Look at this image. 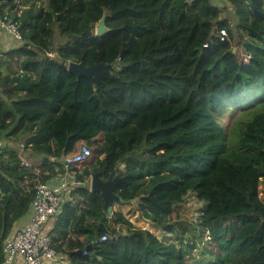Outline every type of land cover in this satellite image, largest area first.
<instances>
[{
	"label": "trees",
	"instance_id": "1",
	"mask_svg": "<svg viewBox=\"0 0 264 264\" xmlns=\"http://www.w3.org/2000/svg\"><path fill=\"white\" fill-rule=\"evenodd\" d=\"M21 1L20 14L17 0L1 3L22 38L0 52V264L37 185L66 171L61 159L82 145L91 154L70 166L77 176L120 175V204L132 200L128 212L169 238L108 212L85 183L49 225L71 264H264V0ZM223 8L238 19L237 43L247 42L241 66L217 35L226 27L233 37ZM102 17L107 31L97 34ZM70 62L112 69L94 82L99 121L81 102L65 104V85L49 76L76 75ZM236 112L227 128L225 113ZM189 193L205 202L197 218L179 209Z\"/></svg>",
	"mask_w": 264,
	"mask_h": 264
},
{
	"label": "built area",
	"instance_id": "2",
	"mask_svg": "<svg viewBox=\"0 0 264 264\" xmlns=\"http://www.w3.org/2000/svg\"><path fill=\"white\" fill-rule=\"evenodd\" d=\"M2 1L0 0V32L12 34L17 39L22 38L21 28L15 17L10 14L8 7L1 10ZM216 31L221 40L231 41L230 32L226 27L216 28ZM207 45L208 43L205 44ZM235 53L239 66L251 58L245 48L236 50ZM4 146L5 140L0 139V153ZM90 154V147L82 145L79 151L70 153L61 159L68 168L66 171L59 172L48 181L37 185L27 224L21 228L16 227L15 231L7 237L3 248L4 259L1 264H71V261L61 255L54 246L49 225L53 222V218L55 219L61 213L64 202L70 198V192L89 183L87 182L89 179L87 181L80 179L77 171L71 169L70 166L82 162ZM25 162L29 164L26 159ZM107 237L106 234L102 235L100 241L106 240Z\"/></svg>",
	"mask_w": 264,
	"mask_h": 264
},
{
	"label": "rangeland",
	"instance_id": "3",
	"mask_svg": "<svg viewBox=\"0 0 264 264\" xmlns=\"http://www.w3.org/2000/svg\"><path fill=\"white\" fill-rule=\"evenodd\" d=\"M48 0H39L37 2V7L41 8H46L47 7ZM29 7V5H25L21 0H17V8L16 12L19 14L24 10L25 8ZM224 9V8H223ZM223 13L225 16L228 17L229 20V26L232 30L233 37H231V41L233 43V47L236 50H243L244 46L241 44H238L237 41L241 36V32L238 31L235 27V23H237L238 19L237 17L229 10V9H224ZM57 39H60V34H57ZM231 36V35H230ZM245 38V37H242ZM237 43V44H236ZM7 47L2 48V50H6ZM1 52V49H0ZM52 54V53H50ZM15 69H18V65L15 64ZM111 67H108V71H111ZM7 70L4 68V73H6ZM4 76V74H3ZM12 77V74L9 75ZM49 76L51 80L58 86H63L65 85V91L63 92V98H64V103L65 104H77V103H82L83 108L88 110L91 115L94 117L96 121H99V110H98V98H97V93H96V88L94 82H97L96 79L91 76V77H86L82 78V76H77V75H70L68 73H63V72H58V70H52L49 73ZM60 76H62L60 79ZM6 88L3 84L0 85V94L3 95L5 98H8V94L5 93ZM11 99V97H10ZM238 115V113H225V117L222 119L224 124L226 125L227 128H230L232 126V121L233 119ZM23 144H21L22 147ZM33 153V152H32ZM26 157V155H23ZM92 176L89 178L88 182L91 187V182L90 179ZM133 201L129 202V204H114V210H122L126 216L134 223L137 227H142L149 229L150 231L154 232L155 234L158 235L162 240L168 239L169 235L164 233L163 231L159 230L156 228L152 221L149 218H146L143 216V214L139 213H132L128 212L130 207L133 205ZM204 201L199 200L198 197L195 195V193H189L183 204L179 206V209L182 210L189 218H197L202 211V208L204 206ZM123 227V226H121ZM125 230V233H127L126 228L123 227ZM64 264V263H60Z\"/></svg>",
	"mask_w": 264,
	"mask_h": 264
},
{
	"label": "water",
	"instance_id": "4",
	"mask_svg": "<svg viewBox=\"0 0 264 264\" xmlns=\"http://www.w3.org/2000/svg\"><path fill=\"white\" fill-rule=\"evenodd\" d=\"M224 17L225 14L223 13L222 19ZM106 31H107V27L105 26V17H102L97 25L96 32L97 34H103ZM246 44L247 42L243 44L244 48H246ZM233 51L235 52L236 49H233ZM108 67L110 66L103 64H93V65L85 66L82 63L70 62L68 69L77 76H82V75L86 77L93 76L96 79V81H98L102 73L108 72ZM32 158L35 161L49 160V157H46L42 153L37 151L32 153ZM120 179L121 176L117 175L114 178L105 180L102 177V171H97L92 175L90 190L92 192H100L102 194L105 200L104 202L105 210H107L108 212H112L114 210L115 203L120 204L122 202V198L115 191ZM131 201L132 200H127L128 203ZM119 230L122 231L123 233L125 232L123 227H119ZM91 246L92 244H89L87 246V249L90 248Z\"/></svg>",
	"mask_w": 264,
	"mask_h": 264
},
{
	"label": "crops",
	"instance_id": "5",
	"mask_svg": "<svg viewBox=\"0 0 264 264\" xmlns=\"http://www.w3.org/2000/svg\"><path fill=\"white\" fill-rule=\"evenodd\" d=\"M12 36L13 35H10V34H8L6 32H0V49L5 48V47L8 48V46H10V45L11 46H15V44H13L15 42L12 41ZM30 215H31V211L27 215H25L24 217H22L17 222L16 227L17 228L24 227L27 224V221H28Z\"/></svg>",
	"mask_w": 264,
	"mask_h": 264
},
{
	"label": "clouds",
	"instance_id": "6",
	"mask_svg": "<svg viewBox=\"0 0 264 264\" xmlns=\"http://www.w3.org/2000/svg\"><path fill=\"white\" fill-rule=\"evenodd\" d=\"M92 179V178H91ZM89 184V183H88ZM90 185V184H89Z\"/></svg>",
	"mask_w": 264,
	"mask_h": 264
}]
</instances>
